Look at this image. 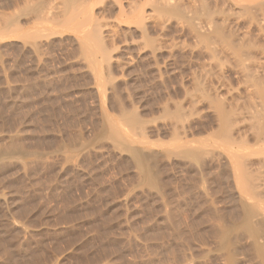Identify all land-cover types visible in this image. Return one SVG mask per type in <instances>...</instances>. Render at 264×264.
<instances>
[{"label":"rangeland","instance_id":"rangeland-1","mask_svg":"<svg viewBox=\"0 0 264 264\" xmlns=\"http://www.w3.org/2000/svg\"><path fill=\"white\" fill-rule=\"evenodd\" d=\"M262 87L264 0H0V264H264Z\"/></svg>","mask_w":264,"mask_h":264},{"label":"bare ground","instance_id":"bare-ground-1","mask_svg":"<svg viewBox=\"0 0 264 264\" xmlns=\"http://www.w3.org/2000/svg\"><path fill=\"white\" fill-rule=\"evenodd\" d=\"M134 10L136 11V9H133L132 13H133V15H136V14H137L136 12H138V11L135 12ZM130 13H131V11H130ZM135 13H136V14H135ZM138 14H139V13H138ZM138 14H137V16H138ZM137 16H136V17H137ZM139 16H140V14H139ZM139 16H138V17H139ZM106 25H107V24H106ZM107 26H108V25H107ZM100 36H101V35H99V37H100ZM99 37H98V38H99ZM258 63H259V62H258ZM244 74H245V73H244ZM246 74H247V73H246ZM246 74H245V75H246ZM246 81H247V80H246ZM247 85L249 86V84H247ZM250 85H251V84H250ZM253 87H254V86H253ZM250 88H251V87H247V90H251ZM262 90H264L263 87H262ZM253 105H255V108H256V110L258 111V114H260V112L262 111V112H261V115L263 116V114H264V113H263V112H264V99H263V97H262V94L260 95L259 101H254V104H253ZM248 111H250V110H248ZM248 111H247V112H248ZM252 111H253V109H252ZM255 112H256V111H255ZM262 113H263V114H262ZM252 114H253V112H252ZM250 115H251V114H250ZM261 115H260V116H261ZM247 116H248V115H247ZM253 116H254V114H253ZM260 116L258 115L259 118H260ZM245 117H246V116H245ZM251 118H253V119H254V118H257V115H256L255 117H251V116H250V119H251ZM259 118L257 119V126H258V130H257V132H258V134H257L256 131H255V132H256V134L258 135V137H257V138H258V142H257V143H259V147H260V150H261V151L258 152V153L260 154V153L262 152L261 154L264 155V121H263V122L260 121ZM243 119H244V118H243ZM247 119H249V118H247ZM247 119H246V120H247ZM262 119H263V117H262ZM244 120H245V119H244ZM245 122H246V121H245ZM247 126H248V125H247ZM249 127H250V126H249ZM250 129H251V128H250ZM247 131H248V130H247ZM252 131H253V130H252ZM248 132H249V131H248ZM248 132H247V133H248ZM253 132H254V131H253ZM255 132H254V134H255ZM256 134H255V137L257 136ZM247 141H248V140H247ZM244 142L247 143L245 140H244ZM259 147H257V150L259 149ZM245 148H246V147H245ZM261 154H260L259 156H261ZM263 155H262V156H263ZM263 157H264V156H263ZM263 157H261V158H263ZM260 165H261V166H260V168H259V169H260V170H259V177H263V175H264V174H263V173H264V159L260 160Z\"/></svg>","mask_w":264,"mask_h":264}]
</instances>
